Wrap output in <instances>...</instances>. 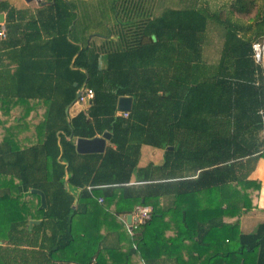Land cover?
Masks as SVG:
<instances>
[{"label": "trees", "instance_id": "obj_1", "mask_svg": "<svg viewBox=\"0 0 264 264\" xmlns=\"http://www.w3.org/2000/svg\"><path fill=\"white\" fill-rule=\"evenodd\" d=\"M44 1L36 9L0 3L7 28L0 111L45 107L32 141L14 137L25 128L22 114L4 126L0 264H101L92 244L85 259L87 239L76 235V218L90 225L92 209L105 210L99 195L116 202L117 213L152 206L140 229L181 213L176 227L198 236L206 264H264V222L252 233L240 229L262 188L251 174L264 159V66L254 49L264 39V0H178L152 17L140 13L150 0H111L121 28L107 33L101 7L89 14L82 0ZM104 34L119 40L96 44L93 37ZM216 39L220 54L209 60ZM87 78L94 99L70 117L66 109ZM125 96L132 97L127 117L117 113ZM106 130L112 139L104 154L77 151V138ZM143 144L165 149L164 162L142 168L153 182L125 186ZM32 189L45 192L47 208ZM161 198L172 204L161 206Z\"/></svg>", "mask_w": 264, "mask_h": 264}, {"label": "crops", "instance_id": "obj_2", "mask_svg": "<svg viewBox=\"0 0 264 264\" xmlns=\"http://www.w3.org/2000/svg\"><path fill=\"white\" fill-rule=\"evenodd\" d=\"M149 1L147 5L142 9L140 13L149 14L150 17L160 14L164 9L173 6L178 0H155ZM1 2L9 3L11 6L17 8H38L29 5L31 2L21 3L20 5L14 4L13 0H0ZM26 2V3H25ZM154 4V6L152 5ZM32 6V7H30ZM89 14L94 13V8L88 7ZM98 9V8H97ZM96 9V10H97ZM104 12L102 18L103 22L100 29L107 33L110 27L115 30L121 28V24L116 22V14L112 6L111 0H107V4L102 7ZM0 13L5 14L2 11ZM6 21V20H5ZM5 23V22H4ZM132 27H130L131 29ZM91 29H94L91 27ZM92 38V35L89 38ZM2 38H0L1 40ZM96 44H103L108 41H117L119 37L116 34H111L109 38L97 36V39L93 37ZM220 45V40L218 41ZM220 54V52H219ZM219 54L216 58H218ZM215 58V59H216ZM214 59V60H215ZM102 67H106V54H102L101 57ZM28 106V105H27ZM27 106L19 105L12 106L10 113L7 115L2 114L0 111V140L5 135L6 131L4 126L14 125V118L17 115L22 114V125L25 127L22 131H19V135L14 136L17 140L23 142H29L34 140L35 127L41 120V115L44 112V105L36 104V106L29 112ZM89 106L78 100L69 107V116L73 117L80 111H86ZM26 110V114H25ZM122 110H118V115H122ZM39 113V114H38ZM37 114V116H35ZM5 126V127H6ZM100 135V134H98ZM111 145V141L107 142V147ZM170 148V147H167ZM165 149L154 147L149 144H143L141 147V156L136 168H134L131 179L125 184V186H137L146 183L153 182L147 180L142 172V168H146L151 163L155 165H161L164 162ZM141 170V171H140ZM162 172V171H161ZM165 172H168L166 170ZM251 178H259L262 181V188L258 201V207L250 212H246L242 215L240 220V229L242 233H252L256 230L259 223L264 222V159L260 158L257 162L255 170L251 174ZM172 180V179H170ZM99 205H106L105 210L100 209L96 211L92 209L90 212V218L88 223L90 225H84V221L80 220V217L76 218V235L84 237L85 243L83 244L84 257L88 259V255L92 252L93 247L99 249L102 254L101 264H206L205 248L199 243L196 245L195 241L198 240V236L195 239H191L192 231H180L177 229L175 222L179 220L181 213L167 212L158 219H152V223L145 226L143 229H138L134 235L129 232V224L127 222V215L133 213L135 207L130 212L117 213L116 202L110 203L103 198V195L98 197ZM103 198V201L99 199ZM172 201L169 198H161L159 203L161 206L169 207ZM184 204V203H180ZM103 205V206H104ZM143 205V204H138ZM153 208V207H152ZM82 222V224H80ZM87 223V224H88ZM6 233L0 230V237H3ZM0 243L3 241L0 240ZM89 248H88V245ZM72 254V253H71Z\"/></svg>", "mask_w": 264, "mask_h": 264}, {"label": "water", "instance_id": "obj_3", "mask_svg": "<svg viewBox=\"0 0 264 264\" xmlns=\"http://www.w3.org/2000/svg\"><path fill=\"white\" fill-rule=\"evenodd\" d=\"M26 2L36 1L38 4H46L44 0H25ZM5 14L0 13V23L5 22ZM88 84V78L84 82L83 86L77 92V99L81 96V92L86 88ZM132 107V97L125 96L119 99L118 108L122 111H130ZM67 114H69V107L66 109ZM73 137V133L71 138ZM112 133L108 130L104 131L100 135H96L92 138L79 137L76 139V149L80 154H104L107 150V142L111 141ZM32 192L38 193L41 197L40 208H47L48 201L45 192L39 189H32ZM78 198L75 201L74 207H76ZM133 219L132 213L127 215V222L131 223ZM32 223H39L40 220H31Z\"/></svg>", "mask_w": 264, "mask_h": 264}, {"label": "built area", "instance_id": "obj_4", "mask_svg": "<svg viewBox=\"0 0 264 264\" xmlns=\"http://www.w3.org/2000/svg\"><path fill=\"white\" fill-rule=\"evenodd\" d=\"M6 31H7V28H6L5 23H0V38L6 37ZM259 42H256L254 44L255 56L258 62H262L261 55H260L261 53L260 49H262V47L259 46L258 44ZM256 45L259 46V49L256 48ZM94 96H95L94 90L86 86V88L81 92V96L78 98V101L86 104L87 106H90L92 103V100L94 99ZM122 115L127 117L129 115V112L123 111ZM99 200L103 201V198H100ZM152 212H153V208L150 205L143 204V205L136 206L135 210L132 213L133 215L132 222L129 224V232L131 233V235H134L135 232L142 225H144L145 223H147V221L151 219Z\"/></svg>", "mask_w": 264, "mask_h": 264}, {"label": "rangeland", "instance_id": "obj_5", "mask_svg": "<svg viewBox=\"0 0 264 264\" xmlns=\"http://www.w3.org/2000/svg\"><path fill=\"white\" fill-rule=\"evenodd\" d=\"M25 0H13L14 4L16 5H20L21 3H24ZM86 5H88V7L94 8V12H96L97 8L99 7H103L107 4V0H82ZM81 1V3H82ZM26 3V2H25ZM29 5H32L34 7L38 6V4L34 1H32L31 3H29ZM30 6V7H32ZM98 15V13L96 14ZM214 34V33H213ZM95 39H97V37H95ZM259 46L262 47V49H260V55H261V59H262V64L264 66V39L261 40L259 43ZM259 46L256 45V48L259 49ZM219 54V44L217 39L210 45L207 47L206 49V57L209 60H214L217 55Z\"/></svg>", "mask_w": 264, "mask_h": 264}]
</instances>
